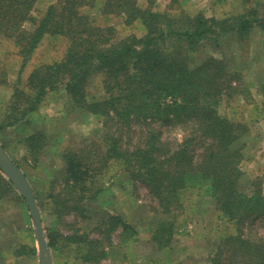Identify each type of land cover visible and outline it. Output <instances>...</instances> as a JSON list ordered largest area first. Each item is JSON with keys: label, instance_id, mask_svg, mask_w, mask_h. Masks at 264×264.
I'll return each mask as SVG.
<instances>
[{"label": "trees", "instance_id": "16d2710c", "mask_svg": "<svg viewBox=\"0 0 264 264\" xmlns=\"http://www.w3.org/2000/svg\"><path fill=\"white\" fill-rule=\"evenodd\" d=\"M35 3L0 0V43H9L16 50L12 61L18 62V85L0 118V132L21 129L26 150L23 159L36 164L50 141L43 130L27 131L31 115L39 113L50 93L62 89L72 110L103 120L101 142L90 140L79 148L62 151L64 169L61 175L53 170L44 181L48 184L45 200L58 209H72L86 220L84 203L104 192L101 176L116 163L133 182H140L149 191L151 202H155L151 210L161 215L183 209L188 215L191 206L183 207L189 194L200 190L208 194L217 219L235 226L234 232L219 236L209 254L210 264H264V226H251L244 232L248 225L264 218L259 180H251L248 188L241 187L243 156L235 143L248 127L218 111L222 92L230 88L234 74L223 59L214 56L190 66L191 55L208 40L231 36L244 40L255 28L264 34V19L256 8L217 18L203 12L191 15L180 10L175 14L142 8L139 0H56L36 18ZM92 8H98L102 15L118 16L125 26L140 25L143 35L117 39L114 27L97 24L85 12ZM58 37L66 42L63 55L29 69L43 41ZM96 74L104 93L101 98L91 96L88 90L89 79ZM261 89L264 98V85ZM120 124H124L122 128L130 124L140 128L134 142L123 141L117 132ZM174 129L183 132L179 142L163 137L165 130ZM15 162L22 169L21 161ZM11 194L16 195V191L0 170V203ZM15 198L24 203L21 196ZM104 216L101 222L109 233L108 246L110 234L117 229L132 237L138 233L113 210ZM176 223V219H165L155 224L151 240L157 248L169 246L178 229ZM88 236L83 231L65 237L69 248L78 245L85 250L80 264L106 255L101 241ZM49 246L53 250L57 247L50 234ZM12 255L36 261L33 245Z\"/></svg>", "mask_w": 264, "mask_h": 264}, {"label": "rangeland", "instance_id": "374dc122", "mask_svg": "<svg viewBox=\"0 0 264 264\" xmlns=\"http://www.w3.org/2000/svg\"><path fill=\"white\" fill-rule=\"evenodd\" d=\"M55 1L36 0L33 15L39 18L46 7ZM172 1L174 4H171V0H139V5L157 11L170 10L175 14L180 10L191 15L203 12L207 17L217 18L243 13L249 7H253L264 19V0ZM85 12L94 18L97 24L114 27L117 39L132 35L140 37L144 33L140 25L125 26L118 16L102 15L98 8L86 9ZM65 47L66 42L60 37L45 39L28 68L35 67L43 61L59 58L63 55ZM15 52L9 43H0V118L6 110V103L13 88L18 85V62L12 61ZM208 56L223 59L230 72L234 74L230 77V88L225 87L222 92L219 113L248 127V132L235 143V147L241 148L243 156L240 164L243 174L241 187L248 188L251 180L258 179L264 192V98L261 89L264 85V34L255 28L244 40H236L233 36L218 41L208 40L197 53L191 55L190 66L197 65ZM26 74L23 75L21 82L24 81ZM88 90L95 98L104 96L99 75L90 77ZM71 108L66 93L61 89L47 95L39 113L31 115L32 122L27 132L43 130L50 141L49 146L39 155V162L36 164L32 159L27 161L23 159L26 150L21 140L23 138L21 129L0 132V142L14 161H21L22 170L37 194L36 201L48 245L49 234L57 242L56 249L53 250L49 246L53 264L82 262L85 250L78 245L69 248L65 237L79 235L83 231L87 232L89 239L101 241L106 252L98 261L85 264H210L209 254L218 242L219 236L234 232L235 226L217 219L213 203L208 194L201 190L189 194L196 203L190 198L187 201L185 199L183 208L191 206L188 215L184 209L166 216L161 215L151 210L155 202H151L149 191L140 182H133L129 173L116 163H112L110 169L104 171L101 176L104 192L96 200L87 201L83 205L86 220H82L81 214L72 209H58L57 205L51 206L49 200H45L48 184L44 181L49 180L53 170L54 173L61 175L64 169L62 151L66 147L79 148L90 140L101 142L103 120L92 115L85 116ZM120 125L117 126L120 128L117 132L123 136V141L134 142L140 128L135 124H130L128 128H122L124 124ZM182 135L183 132L179 129L163 132L164 138L177 142ZM15 191L16 195L11 194L0 203V264H38L32 219L25 200L23 199L24 203L22 200L15 201L17 195L21 196L16 189ZM191 200L193 203L187 206ZM108 210H113L134 226L138 230L136 236H129V232L123 233L121 229H117L110 234L108 246L106 238L109 233L105 224L101 222L103 217L106 219L104 214ZM165 219H176L178 229L169 246L162 249L157 248L152 242L151 230L158 221ZM251 226L253 229L264 226V218L248 225L244 232L247 233ZM28 245L35 248V262L26 256L12 255L13 251L20 252L22 247Z\"/></svg>", "mask_w": 264, "mask_h": 264}, {"label": "water", "instance_id": "95a60500", "mask_svg": "<svg viewBox=\"0 0 264 264\" xmlns=\"http://www.w3.org/2000/svg\"><path fill=\"white\" fill-rule=\"evenodd\" d=\"M0 170L23 197L28 207L36 239L38 264H53L51 251L42 226L41 212L38 207L32 186L23 170L7 153L1 142Z\"/></svg>", "mask_w": 264, "mask_h": 264}]
</instances>
